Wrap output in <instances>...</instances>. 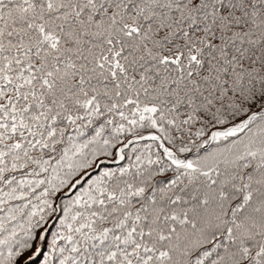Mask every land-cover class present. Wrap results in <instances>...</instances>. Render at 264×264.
<instances>
[{
  "label": "snow or ice",
  "instance_id": "obj_1",
  "mask_svg": "<svg viewBox=\"0 0 264 264\" xmlns=\"http://www.w3.org/2000/svg\"><path fill=\"white\" fill-rule=\"evenodd\" d=\"M0 264H264V0H0Z\"/></svg>",
  "mask_w": 264,
  "mask_h": 264
}]
</instances>
